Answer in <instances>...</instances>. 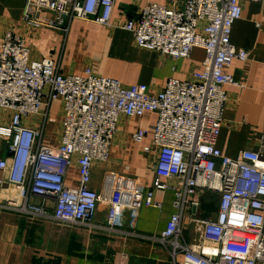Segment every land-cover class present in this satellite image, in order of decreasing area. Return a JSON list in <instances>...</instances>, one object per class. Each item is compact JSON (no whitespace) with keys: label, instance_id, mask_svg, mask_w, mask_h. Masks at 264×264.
Wrapping results in <instances>:
<instances>
[{"label":"built area","instance_id":"2783aa9c","mask_svg":"<svg viewBox=\"0 0 264 264\" xmlns=\"http://www.w3.org/2000/svg\"><path fill=\"white\" fill-rule=\"evenodd\" d=\"M118 0H27L23 21L43 25L52 13L67 32L74 19L111 25ZM248 0H185L183 8L151 3L122 28L136 44L175 59L205 50L190 79L171 77L153 90L146 83L126 84L87 67L83 75L61 72L52 58L32 59L26 40L7 31L0 42V209L70 225L93 224L100 195L91 187L95 162H106L120 116L141 118L155 112L152 144L157 150L155 180L148 206L162 207L155 190L174 191V213L156 239L170 248L174 264H264V134L256 149L224 155L217 139L228 101L226 87L238 84L227 72L233 60L248 62L250 51L231 40L235 21ZM261 1L264 0H253ZM49 21V19H47ZM61 99L60 142L43 139L54 101ZM40 118L37 126L24 120ZM7 119V120H6ZM148 130L133 134L144 142ZM179 163H173V154ZM80 181L66 178L74 159ZM218 197L219 209L203 219L202 200ZM126 203L110 201L107 225H125ZM118 264H126V258Z\"/></svg>","mask_w":264,"mask_h":264},{"label":"crops","instance_id":"0c3cea01","mask_svg":"<svg viewBox=\"0 0 264 264\" xmlns=\"http://www.w3.org/2000/svg\"><path fill=\"white\" fill-rule=\"evenodd\" d=\"M27 0H0V42L7 31L21 35L30 47L32 59L52 58L59 62L65 75H83L87 67L97 74L121 80L126 84L146 83L159 91L171 77L190 79L205 57V50L194 48L189 58L170 56L139 47L133 34L122 28L128 19L138 18L141 8L160 3L183 8L185 0H118L111 25L92 20L74 19L67 32L57 24L52 13H40L43 25L36 27L23 21ZM49 19V21H47ZM232 42L250 51V59L233 60L227 72L238 84L228 85V101L217 147L230 157L242 150L258 149L264 134V3H243L242 18L234 22ZM53 122L47 126L43 142L56 146L62 134L61 99L50 109ZM7 120V119H6ZM40 118L24 120L37 126ZM155 112L141 118L120 116L109 159L95 162L91 187L100 195L93 224L79 226L44 220L31 215L0 209V264H174L170 248L156 239L174 213V191L155 190L154 198L162 207L148 206L147 192L153 188L157 150L151 146ZM148 130L144 142L133 134ZM80 174L76 158L66 183L77 185ZM124 201L128 209L125 225L114 230L107 225L110 201Z\"/></svg>","mask_w":264,"mask_h":264},{"label":"water","instance_id":"95a60500","mask_svg":"<svg viewBox=\"0 0 264 264\" xmlns=\"http://www.w3.org/2000/svg\"><path fill=\"white\" fill-rule=\"evenodd\" d=\"M213 200L208 202L205 198L202 200V218L203 219H208L210 218L214 213H216L219 209V205L217 204L218 202V197L212 195Z\"/></svg>","mask_w":264,"mask_h":264},{"label":"clouds","instance_id":"9594fccd","mask_svg":"<svg viewBox=\"0 0 264 264\" xmlns=\"http://www.w3.org/2000/svg\"><path fill=\"white\" fill-rule=\"evenodd\" d=\"M172 160H173V163H179V160H180L179 154L174 153L172 156Z\"/></svg>","mask_w":264,"mask_h":264}]
</instances>
